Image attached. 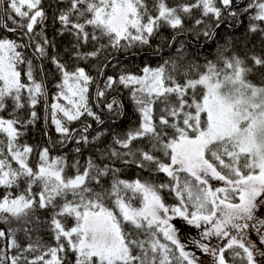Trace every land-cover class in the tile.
Listing matches in <instances>:
<instances>
[{
	"label": "snow or ice",
	"instance_id": "snow-or-ice-1",
	"mask_svg": "<svg viewBox=\"0 0 264 264\" xmlns=\"http://www.w3.org/2000/svg\"><path fill=\"white\" fill-rule=\"evenodd\" d=\"M3 2L0 264H200L177 220L198 230L191 245L213 264H264V250L248 237L251 227L264 245L257 214L264 212V54L241 56L231 37L216 41L241 18L264 39V0H51L57 33L73 38L71 68L49 56L55 45L45 34L44 0ZM163 29L173 33L168 48L184 37L174 56L106 75L121 65L119 54L151 48ZM188 36L215 43L211 58L189 52ZM162 47L153 55L162 56ZM46 60L60 77L51 98ZM257 74L259 83L250 78ZM125 90L137 121L117 132L111 125L125 105L109 96ZM41 103L58 140L37 150L24 136ZM70 144L71 161L67 152L52 154ZM85 148L95 154L82 163ZM132 168L136 178L126 179ZM214 238L224 243L213 245Z\"/></svg>",
	"mask_w": 264,
	"mask_h": 264
},
{
	"label": "trees",
	"instance_id": "trees-1",
	"mask_svg": "<svg viewBox=\"0 0 264 264\" xmlns=\"http://www.w3.org/2000/svg\"><path fill=\"white\" fill-rule=\"evenodd\" d=\"M50 2L51 0H44L45 8L48 12V20L45 22L46 23L45 34L47 38L52 42V44L55 45L54 48L53 47L48 48L49 56L54 54L59 55L62 61L68 63L69 67L71 68L75 63H77V61L71 60L70 53L69 51L66 50L71 49L73 38L68 34L61 36L57 33V29L59 28V25L53 22L52 17L55 9L48 8V4ZM3 8H4V2L3 0H0V9ZM247 24H248L247 18H241V22L237 24L234 28L222 27L218 31L216 41L218 43H223L225 39L231 37V39L234 42V51L239 53L241 56H246L252 52L256 54H264V39H262L259 34H249L247 32ZM8 35L10 36V38H12L11 34ZM172 35L173 33L171 32V30L163 29L161 31V34L152 40L151 48H145L135 57H129L126 54H119L121 65L115 69L109 67L106 70V75H114L117 72H119L123 67H126L134 72H138L139 69L142 68L145 64H148L152 67H156L158 64L162 63L164 59H168L170 56H174L176 54V48L180 46V43L182 41H184V37L181 36L180 40L176 42L175 47L168 48L166 46V42L171 38ZM186 43L189 45L188 48L189 52L196 51L197 49L200 50L201 60L205 56L211 58V55L216 47L215 43H209L208 46H205L206 42L204 40H201L199 44H197L192 39L191 36L187 37ZM157 46H163L162 56L153 55V51L157 48ZM26 51L29 55H31L32 52L31 48H29ZM114 55L116 54L114 53ZM79 63L85 66L94 77L98 75L96 67H93L91 64H88L87 62H79ZM43 67L46 73V83L49 90V98H51V95L56 91L55 84L60 78L59 73L56 71L55 67L51 64L50 60L43 61ZM37 78H39V75ZM250 78L253 80V82L256 83L260 82L259 74L253 75ZM94 87L95 86H93V89ZM127 95L128 93L125 90L122 93L112 92L111 95L109 96V99H111L112 96H116L117 98L123 100L125 105L126 115L124 116V118L122 120L117 121L115 125H111L113 129L117 132L124 131L127 128L134 126L137 121L136 114L134 112L131 103L127 99ZM37 111L39 113L40 119L36 121L35 125H31L27 128L24 136V141H26L28 144L33 145L37 150H39V148L50 146V143L52 141L58 140V134L55 132L54 126L51 125L50 118L47 120L45 119L46 113L43 103L38 105ZM103 118L105 119L106 122H108L110 119L108 116H104ZM80 126L81 125L79 124L72 125V127H77V128ZM105 126L107 127L109 125L106 123ZM93 127H95L94 123H93ZM45 132H48L49 135L46 136ZM74 146H75L74 144H70L67 149H61L59 145H57V147L54 149L52 154L57 155V154H62L63 152H67L69 160L71 161L75 156V154L72 152V148ZM89 154H95L94 150L90 148L83 149V156L79 157L82 163L84 158H86ZM33 163H35V159L33 160ZM137 174H138V170L132 168L126 170L124 176L126 179H134L136 178ZM144 176L146 177L147 174L145 173ZM157 179L165 180L166 177H163V175H161ZM164 196L168 204L176 203L175 197L173 195H170L169 193L165 192ZM197 232L198 230H196L194 233L196 234ZM20 235H21V242L23 243L24 242L23 236L22 234ZM37 235L46 241H50V237L47 234L43 233V230H41V232L38 233ZM182 235H184V237L188 236L186 231H183ZM2 244L3 242L0 241V245ZM237 264H239V262H237Z\"/></svg>",
	"mask_w": 264,
	"mask_h": 264
},
{
	"label": "rangeland",
	"instance_id": "rangeland-1",
	"mask_svg": "<svg viewBox=\"0 0 264 264\" xmlns=\"http://www.w3.org/2000/svg\"><path fill=\"white\" fill-rule=\"evenodd\" d=\"M212 183L215 186H220V182L212 181ZM257 214H258V216L260 218H264V212H261L259 209H258V213ZM174 223H176L178 225L179 229H180L179 235H180L182 243H185L188 246L186 248V250L195 251L200 264H213V258L210 255H207L205 253L200 252L198 249H195L191 245V240L199 239L198 232L196 234L194 233L197 229H195L194 227L188 226L182 220L174 221ZM249 223H252V222H249ZM183 231H186V233L188 235L187 237L186 236L184 237V235H182ZM248 237H249L250 240H252L254 243H256L258 247H260L262 250H264V245H260L259 244V237L257 236V233H256L255 229H253L251 227L248 229ZM217 243H224V241H217L214 238L213 241H212V244L215 245ZM260 259L262 261H264V257H262Z\"/></svg>",
	"mask_w": 264,
	"mask_h": 264
}]
</instances>
